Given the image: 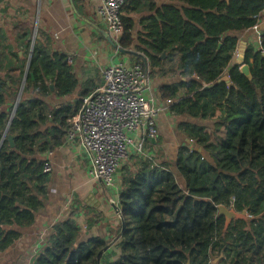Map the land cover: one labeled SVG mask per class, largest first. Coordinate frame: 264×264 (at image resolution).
Returning a JSON list of instances; mask_svg holds the SVG:
<instances>
[{"label": "trees", "instance_id": "trees-1", "mask_svg": "<svg viewBox=\"0 0 264 264\" xmlns=\"http://www.w3.org/2000/svg\"><path fill=\"white\" fill-rule=\"evenodd\" d=\"M263 11L264 0H166L156 7L159 22L146 55L158 63L164 53L187 77L159 94L171 100L173 114L186 117L179 127L196 146L180 148L172 165L138 155L135 170L124 169L115 260L101 261L110 240L84 238L71 214L52 224L30 264H264V32L260 47L247 46L242 64L231 65L238 35L258 24ZM121 20L124 50L131 21ZM23 67V61L7 66L0 78V254L35 225L47 194L39 156L64 143L66 120L81 106L49 109L41 100L49 85L60 96L77 80L63 54L37 42L29 61L33 79L27 74L23 86L31 97L14 106ZM224 75L229 83L218 81ZM221 205L246 216L226 225Z\"/></svg>", "mask_w": 264, "mask_h": 264}, {"label": "crops", "instance_id": "crops-1", "mask_svg": "<svg viewBox=\"0 0 264 264\" xmlns=\"http://www.w3.org/2000/svg\"><path fill=\"white\" fill-rule=\"evenodd\" d=\"M135 1H126L121 9V17L131 21V45L116 51L97 15L101 0H0V78L7 66L12 68L23 61L24 73L13 104L16 106L22 96L31 97V91H23V86L27 74L33 79L32 72L29 71V61L33 45L37 42L49 51L63 54L77 80L76 87L69 94L60 96L56 94L54 85H49V94L41 100L49 109L69 106L74 110L77 101L82 102L83 98L100 85L102 71L112 61L127 66L139 64L147 68L149 81L142 95L151 100L158 114L157 136L152 139L151 146L148 141L144 143L143 158L150 157V161L157 165H172L180 148L196 145L179 127L182 121L187 120L186 117H178L169 110L172 102L160 97L159 88L184 81L187 77L174 70L172 62L165 61V54L159 56L158 63L150 62L146 55L151 52L150 31L156 29V22H159L156 7L163 5L166 0H137L138 4L133 9ZM262 32L264 11L256 26L238 35L235 58L231 65L242 64L247 46L254 49L260 47ZM9 105L8 102L6 106ZM79 109L69 118L76 115ZM10 114L12 116L13 111ZM39 157L44 158L50 165V170L47 171V194L36 213L35 225L23 234L12 250L0 254V264H30L52 224L71 214L80 225L84 238L102 237L111 241L116 236L115 231L120 220L112 202L119 206L122 173L127 168L134 171L133 162L136 157L140 158L132 152L129 159L123 161L113 174V186L108 187L94 177L90 152L79 139L68 142L65 134L62 145ZM178 179L183 185V180L180 177ZM115 245L116 242L103 252L102 262L117 258L119 253Z\"/></svg>", "mask_w": 264, "mask_h": 264}, {"label": "built area", "instance_id": "built-area-1", "mask_svg": "<svg viewBox=\"0 0 264 264\" xmlns=\"http://www.w3.org/2000/svg\"><path fill=\"white\" fill-rule=\"evenodd\" d=\"M124 3L125 0H101L97 9L116 51L121 48ZM148 81L147 68L112 61L103 69L100 85L82 99L78 113L67 120L66 141L80 140L90 152L94 177L108 187L113 186V174L119 165L132 152L144 157V143L157 136L158 110L142 95ZM49 170L45 162L43 171Z\"/></svg>", "mask_w": 264, "mask_h": 264}, {"label": "water", "instance_id": "water-1", "mask_svg": "<svg viewBox=\"0 0 264 264\" xmlns=\"http://www.w3.org/2000/svg\"><path fill=\"white\" fill-rule=\"evenodd\" d=\"M164 55V53L162 54ZM241 72L243 74H245L246 76H250V72H249V67L246 64H243L240 68ZM218 81H224L226 83H229V78L227 77V75L222 76ZM205 87H209L208 85ZM10 121V120H9ZM8 141L11 144V146H13V136L12 135H8ZM113 206L117 212V215L120 218V208L119 206H117V204L113 203ZM218 215H223L226 219V225H228V223L231 221V219L233 218H245L246 214L245 212H241V213H237L235 212L233 209H229L226 208L225 206H219L218 207ZM119 235L115 236L108 244L107 246L104 248V250H107L117 239H118ZM218 259H215L213 262L217 261Z\"/></svg>", "mask_w": 264, "mask_h": 264}, {"label": "rangeland", "instance_id": "rangeland-1", "mask_svg": "<svg viewBox=\"0 0 264 264\" xmlns=\"http://www.w3.org/2000/svg\"><path fill=\"white\" fill-rule=\"evenodd\" d=\"M234 58H235V56L233 57V60H234ZM127 159H129V157H128ZM127 159H126V160H127ZM126 160H125L124 162H126Z\"/></svg>", "mask_w": 264, "mask_h": 264}]
</instances>
